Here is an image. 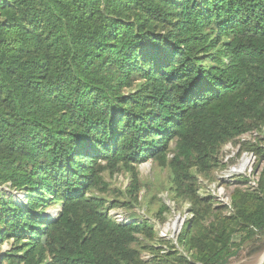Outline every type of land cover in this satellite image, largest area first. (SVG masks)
Instances as JSON below:
<instances>
[{
    "label": "trees",
    "instance_id": "1",
    "mask_svg": "<svg viewBox=\"0 0 264 264\" xmlns=\"http://www.w3.org/2000/svg\"><path fill=\"white\" fill-rule=\"evenodd\" d=\"M263 129L264 0H0V264H224L264 237V171L209 223L197 174ZM148 160L192 205L186 256L110 215L139 203ZM120 172L125 192L105 180Z\"/></svg>",
    "mask_w": 264,
    "mask_h": 264
},
{
    "label": "rangeland",
    "instance_id": "2",
    "mask_svg": "<svg viewBox=\"0 0 264 264\" xmlns=\"http://www.w3.org/2000/svg\"><path fill=\"white\" fill-rule=\"evenodd\" d=\"M128 92L126 91V93ZM174 147L175 144L173 143L172 149ZM262 147H264V129L262 132L255 131L245 134L221 149L218 156L219 168L215 169L210 175L197 174L201 198L212 197L215 199L207 216L208 223L214 220L219 207H227L224 211L227 215L233 213L232 196L236 190L256 191L258 189L259 178L264 171V162L260 161L261 158L254 149ZM244 158L250 160L247 171L240 175H231V170L239 166ZM137 172L143 184L139 195V203L133 209L113 210V218L119 222L122 221V223L148 220L157 233V237L151 244L156 248H162L163 252L175 248V250L186 256L187 254L179 244V238L186 224L194 219L192 205L188 201L176 202L174 193L165 189L168 188L169 184L168 171L162 169L154 160L138 164ZM243 179H247L248 182L244 183ZM105 180L111 185L112 190L125 192L131 184V175L127 172H120L115 176L106 173ZM2 190L8 198L12 197L19 203L25 201L24 193L8 187ZM163 205H166L168 210L159 216ZM60 211L59 206H50L43 217L56 219ZM177 219L179 222L175 225ZM183 223L184 226L182 227ZM175 228L176 231H174ZM11 247V243H5L2 253L9 251ZM263 255L264 237L257 236L255 239L243 244L238 253L229 258L224 264H258ZM142 258L149 261L153 256L150 252H145Z\"/></svg>",
    "mask_w": 264,
    "mask_h": 264
},
{
    "label": "bare ground",
    "instance_id": "3",
    "mask_svg": "<svg viewBox=\"0 0 264 264\" xmlns=\"http://www.w3.org/2000/svg\"><path fill=\"white\" fill-rule=\"evenodd\" d=\"M249 161H250L249 159L244 158L239 166H237L233 170H231L230 174L231 175H240V174L245 173L250 166ZM263 263H264V255L261 257L258 264H263Z\"/></svg>",
    "mask_w": 264,
    "mask_h": 264
},
{
    "label": "built area",
    "instance_id": "4",
    "mask_svg": "<svg viewBox=\"0 0 264 264\" xmlns=\"http://www.w3.org/2000/svg\"><path fill=\"white\" fill-rule=\"evenodd\" d=\"M119 210H121V209H119ZM115 211V210H114ZM110 215L112 216V211L110 212ZM113 217V216H112ZM118 223H122V221H118V220H116ZM179 222V220L177 219V221H176V223H175V225H177V223ZM184 226V223H183V225H182V227ZM181 227V228H182ZM181 230V229H180ZM174 231H176V228L174 229ZM180 232V231H179ZM172 238H174V237H172Z\"/></svg>",
    "mask_w": 264,
    "mask_h": 264
},
{
    "label": "water",
    "instance_id": "5",
    "mask_svg": "<svg viewBox=\"0 0 264 264\" xmlns=\"http://www.w3.org/2000/svg\"><path fill=\"white\" fill-rule=\"evenodd\" d=\"M264 264V263H263Z\"/></svg>",
    "mask_w": 264,
    "mask_h": 264
}]
</instances>
